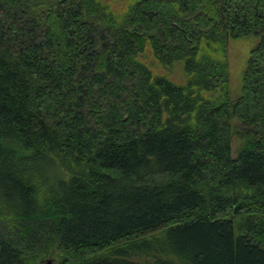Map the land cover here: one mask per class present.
Instances as JSON below:
<instances>
[{"label":"trees","instance_id":"1","mask_svg":"<svg viewBox=\"0 0 264 264\" xmlns=\"http://www.w3.org/2000/svg\"><path fill=\"white\" fill-rule=\"evenodd\" d=\"M47 256L264 264V0H0V264Z\"/></svg>","mask_w":264,"mask_h":264},{"label":"rangeland","instance_id":"2","mask_svg":"<svg viewBox=\"0 0 264 264\" xmlns=\"http://www.w3.org/2000/svg\"><path fill=\"white\" fill-rule=\"evenodd\" d=\"M257 40H233L229 42V69H230V84L231 97L237 98L242 88L243 72L246 67V62L249 58L251 50L256 46ZM241 146V141L233 138V155H236ZM59 264L58 261L52 257L47 256L39 261L38 264Z\"/></svg>","mask_w":264,"mask_h":264},{"label":"water","instance_id":"3","mask_svg":"<svg viewBox=\"0 0 264 264\" xmlns=\"http://www.w3.org/2000/svg\"><path fill=\"white\" fill-rule=\"evenodd\" d=\"M49 264H50V262H49Z\"/></svg>","mask_w":264,"mask_h":264}]
</instances>
